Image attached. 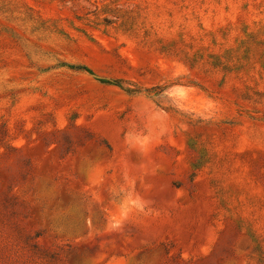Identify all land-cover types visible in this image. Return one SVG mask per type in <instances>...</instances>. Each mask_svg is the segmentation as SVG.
Wrapping results in <instances>:
<instances>
[{
    "label": "rangeland",
    "instance_id": "rangeland-1",
    "mask_svg": "<svg viewBox=\"0 0 264 264\" xmlns=\"http://www.w3.org/2000/svg\"><path fill=\"white\" fill-rule=\"evenodd\" d=\"M0 264H264V0H0Z\"/></svg>",
    "mask_w": 264,
    "mask_h": 264
},
{
    "label": "trees",
    "instance_id": "trees-1",
    "mask_svg": "<svg viewBox=\"0 0 264 264\" xmlns=\"http://www.w3.org/2000/svg\"><path fill=\"white\" fill-rule=\"evenodd\" d=\"M71 68H75V69H77V70H82V69H84V67H71Z\"/></svg>",
    "mask_w": 264,
    "mask_h": 264
}]
</instances>
